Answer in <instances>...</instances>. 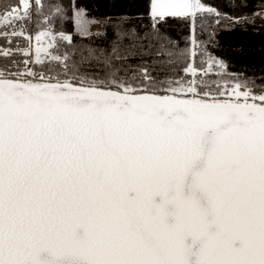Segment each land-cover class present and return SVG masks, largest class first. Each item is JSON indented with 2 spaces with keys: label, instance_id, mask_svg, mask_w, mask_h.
Here are the masks:
<instances>
[{
  "label": "snow or ice",
  "instance_id": "1",
  "mask_svg": "<svg viewBox=\"0 0 264 264\" xmlns=\"http://www.w3.org/2000/svg\"><path fill=\"white\" fill-rule=\"evenodd\" d=\"M33 8L0 12V37L28 42L0 47L24 57L0 66V264H264V84L228 73L196 35L223 14L148 0L142 31L93 47L51 26L67 10L92 35L99 21L74 0L31 36L15 25ZM172 22L188 26L183 49ZM153 55L162 79L130 63Z\"/></svg>",
  "mask_w": 264,
  "mask_h": 264
},
{
  "label": "trees",
  "instance_id": "2",
  "mask_svg": "<svg viewBox=\"0 0 264 264\" xmlns=\"http://www.w3.org/2000/svg\"><path fill=\"white\" fill-rule=\"evenodd\" d=\"M71 2L72 0H42L41 12L37 14L33 8L30 20L23 22L22 25L17 23L15 27L19 30L23 26L29 35L34 36L47 27L44 17L50 15L53 4L59 3L62 6H68ZM74 2L85 9L87 19L99 21L98 24L90 26L92 35L87 38L76 35L70 18L71 13L67 10L63 18L53 17L51 26L56 32L64 31L72 34L73 43L78 46L105 47L111 40L115 39L117 29L135 28L142 31L149 24L146 15L148 0H74ZM206 2L216 7L223 16L218 25L214 23V18H212V27L206 30L202 31L198 25L196 29L197 38L207 42L208 51L213 56L228 63V73L242 74V78L254 81L257 86L256 90L259 91V86L264 84V0H206ZM15 5H17V0H0V12ZM236 18H240V23L234 22ZM207 22L205 21V23ZM165 29L171 39L177 43L178 48L186 47V38L189 34L187 24L172 22L166 25ZM213 30L215 44L210 41ZM0 31L11 32L12 26L6 25L0 28ZM47 39L45 37L41 43H46ZM17 45L27 47L28 42L22 37H13L12 44L9 45L3 37H0V47L14 49ZM32 46L33 49L37 46L35 40L32 41ZM241 49L244 50L243 53L240 51ZM66 50H68V46L65 42L61 52ZM13 59L22 61L24 57L20 55L8 58L0 56V66H10ZM154 59H156L154 55L145 56L144 61L137 58L130 63L135 67L138 63L146 62L153 75L162 79L164 78L163 71H153L152 60ZM167 71L171 74L174 69L170 68ZM212 79H216V77H212Z\"/></svg>",
  "mask_w": 264,
  "mask_h": 264
},
{
  "label": "rangeland",
  "instance_id": "3",
  "mask_svg": "<svg viewBox=\"0 0 264 264\" xmlns=\"http://www.w3.org/2000/svg\"><path fill=\"white\" fill-rule=\"evenodd\" d=\"M33 0H29V2L31 3Z\"/></svg>",
  "mask_w": 264,
  "mask_h": 264
}]
</instances>
